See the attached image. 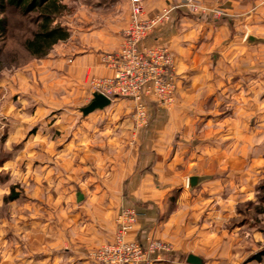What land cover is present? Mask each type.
<instances>
[{
  "label": "crops",
  "instance_id": "0c3cea01",
  "mask_svg": "<svg viewBox=\"0 0 264 264\" xmlns=\"http://www.w3.org/2000/svg\"><path fill=\"white\" fill-rule=\"evenodd\" d=\"M198 1L205 11L194 15L186 6H181L179 0H144L145 17L151 18L166 8L171 9L170 17L156 24L140 42V47L163 46L174 55L178 76L176 104L169 110H159L164 118L158 117L150 126L152 135L145 140L139 139L137 150L132 149L131 172H127L120 160L126 140L120 136L124 122L106 121L105 117L108 111L120 108L121 98L112 99L108 106L88 113L91 116L85 129L91 133H104L101 131L105 130L107 134L109 129H115L116 136L85 139L84 154L78 157L77 150L70 151L67 158L59 154L58 168L63 159L68 161L71 174L79 170L86 173L90 169L86 179L90 178L91 189L79 188L74 193L78 204L87 198L85 192L88 190L94 191L96 200H86L85 205L90 206L81 221L84 232L69 236L63 250L38 252L42 259L37 264H50L46 257H52V264H96L89 250L114 237V218L116 209L120 208V192L125 182L132 199L143 204L137 207L139 215L132 232L134 238L141 241L153 235L173 242L177 256L194 254L202 258L203 264H207V257H220L213 262L220 264L221 257L232 253L246 234L252 235L238 232V224L234 230L220 229L223 223L238 215V202L252 200V169L226 172L227 169L209 168V162L213 167L215 161L221 159L220 149L216 148L219 136L209 135L204 130L206 125L215 123L218 113H222L220 105L247 92L244 86L252 78L246 71L251 69L253 46L245 41V36L255 26L264 27V0ZM119 2L120 20L116 24L84 28L80 51L67 59L68 76L65 78L77 93L84 95L88 91L90 76L114 74L115 70L103 56L118 48L123 30L130 21L131 7L130 0ZM259 37L261 40L257 44L261 50L264 35ZM219 117H216L218 125L228 123ZM78 158L96 163L89 168L86 164L77 165ZM192 176L198 178L197 183L189 186ZM241 221L250 224L252 219ZM225 240L230 243L223 244ZM209 242H212L211 249ZM206 247L209 248L205 250ZM186 264H190L187 259Z\"/></svg>",
  "mask_w": 264,
  "mask_h": 264
},
{
  "label": "rangeland",
  "instance_id": "374dc122",
  "mask_svg": "<svg viewBox=\"0 0 264 264\" xmlns=\"http://www.w3.org/2000/svg\"><path fill=\"white\" fill-rule=\"evenodd\" d=\"M62 2L66 9L56 17L53 25L66 28L69 37L59 40L43 56L33 55L25 45L39 28L41 20L38 13L26 14L18 8L9 7L8 12L3 15L8 20V26L7 32L0 36V264H37L42 259L39 258L38 252L63 250L69 236H74L76 232H84L81 221L90 206L85 205L86 200L96 198L94 191L88 190L85 192L87 196L85 202H81L83 205L76 202L74 193L76 189L82 188L84 191L91 189L90 178L86 179L91 170L80 173L77 165L86 164L89 168L96 162L78 158L76 166L79 172L74 171L71 174L67 160L61 159V167L58 168L60 163L58 155L67 158L70 151L77 150L80 157L86 147L85 139L116 136L115 129H109L108 134L105 130L101 131L104 133L99 131L91 133L89 129H85L91 114L84 115L80 109L86 106L92 92L97 89L96 83L114 76L115 71L112 76L98 74L90 76L87 82L88 91L84 95L73 91V84L66 81L65 76H68L67 59L80 51L84 28L90 25L100 27L112 22L116 24L120 20V2L119 0H62ZM130 22L131 7L127 26ZM259 35H264V27L255 26L251 28L250 34L245 36V41L253 46L251 69L246 71L252 78L246 81L244 86L247 92L242 96L231 97L230 101H225L219 106L222 113H218L217 116L228 123L218 125L216 116L215 123L206 125L204 130L209 132V135L213 133L219 136L216 141L218 146L215 147L218 151L220 149L221 159L215 161L213 167L209 162V168L227 169L226 172L232 169L240 171L252 169V200L250 203L238 202V215L220 226L221 231H228L234 230L238 224L239 226H236L240 229L238 232L252 235L246 234L247 237H243L234 246L232 253L221 257L220 264H264V47L259 49L257 44L261 40ZM122 42L123 38L116 50L120 48ZM247 52L251 53L250 50ZM248 85L251 91H248ZM177 93L178 84L174 100L170 104L161 102L155 95L149 94L144 97L147 119L142 124H137L134 120L136 103L128 97L114 96L113 99L116 100L121 98L118 101L120 108L108 111L105 117L106 121L124 122V126L120 127V136H124L126 140L122 147L124 155L120 156V160L126 166L127 172L132 171L134 158L132 149L137 150L139 139L145 140L150 136V126L158 121V117L164 118V114L159 113V110H169L176 104ZM126 184L125 182L123 192H120V208L116 209L114 237L91 248L89 250L91 257L93 258V252L114 241L119 229L120 215L126 209H133L136 218L128 232V239L136 240L143 246L154 239L165 241L170 245V250L162 252L154 264H186L187 256L185 254L177 256L173 242L153 235L146 236L143 241L134 238L132 232L139 215L137 207L143 204L132 199ZM237 184L239 187V180ZM12 191L18 194L14 200L8 198ZM244 218L252 219V222L242 224L243 221L240 220ZM225 242L230 243L228 240L222 241L223 244ZM208 244L211 249L212 242ZM218 258L220 257L210 259L207 257V264H213ZM45 259L52 264V257ZM95 263L100 264L97 261Z\"/></svg>",
  "mask_w": 264,
  "mask_h": 264
},
{
  "label": "built area",
  "instance_id": "2783aa9c",
  "mask_svg": "<svg viewBox=\"0 0 264 264\" xmlns=\"http://www.w3.org/2000/svg\"><path fill=\"white\" fill-rule=\"evenodd\" d=\"M194 15L205 11L198 0H179ZM131 22L123 30V42L114 52L106 53L103 60L113 68L115 75L96 83L95 92L111 100L115 95L131 98L136 103L134 120L145 123L147 113L143 98L155 95L161 102L172 103L177 89L178 77L172 52L163 46L141 48L140 42L154 26L170 17L171 9H164L153 17H145L144 0H130ZM136 218L133 209H126L119 219V229L114 241L93 252L100 264H154L170 245L159 239L150 240L143 246L136 240L128 239V232Z\"/></svg>",
  "mask_w": 264,
  "mask_h": 264
},
{
  "label": "trees",
  "instance_id": "16d2710c",
  "mask_svg": "<svg viewBox=\"0 0 264 264\" xmlns=\"http://www.w3.org/2000/svg\"><path fill=\"white\" fill-rule=\"evenodd\" d=\"M9 7L18 8L23 13L37 12L40 18L38 30L25 43L26 48L35 56H43L59 40L69 37L66 28L53 25L56 17L66 9L62 0H0V36L7 32L8 20L5 15ZM18 197L14 191L8 196L14 200Z\"/></svg>",
  "mask_w": 264,
  "mask_h": 264
},
{
  "label": "water",
  "instance_id": "95a60500",
  "mask_svg": "<svg viewBox=\"0 0 264 264\" xmlns=\"http://www.w3.org/2000/svg\"><path fill=\"white\" fill-rule=\"evenodd\" d=\"M110 103L111 99L108 98L106 95L99 92H94L92 100L82 109V111L84 114H88L96 109H102L108 106ZM197 179L198 178L196 176L190 177L189 184L195 185L197 183ZM80 199V194H78V200ZM187 261L190 264H203L202 258L194 254H190L187 257Z\"/></svg>",
  "mask_w": 264,
  "mask_h": 264
}]
</instances>
